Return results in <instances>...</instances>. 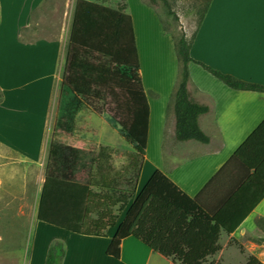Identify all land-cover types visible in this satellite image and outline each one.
<instances>
[{
  "label": "crops",
  "instance_id": "1",
  "mask_svg": "<svg viewBox=\"0 0 264 264\" xmlns=\"http://www.w3.org/2000/svg\"><path fill=\"white\" fill-rule=\"evenodd\" d=\"M27 1V16L14 32L19 50L10 62H0V144H7L5 138L14 145L38 143L37 156L25 157L36 161L44 145L60 148L67 140L73 144L76 141L71 137L74 123L67 136L53 139L59 114L53 104L56 94L59 97L61 93L66 39L21 40L22 31L29 27L33 12L43 0ZM124 1L132 20L141 83L149 108L147 146L136 194L155 171H160L188 197L197 198L205 213L224 221L228 229L238 225L231 234L219 229L215 245L218 251L207 257L208 264H245L251 256L264 264V130L252 136L264 121V94L230 89L199 65L189 63L187 90L191 100L207 109L198 118L207 143L178 142L173 97L180 64L174 41L144 0H135L134 12L129 11V0ZM165 37L174 52L173 56L169 53L171 69L168 67L166 73L154 64L149 51L158 42L165 49ZM189 57L221 74L264 87V0H210L195 31ZM160 58L159 53L156 63L162 64ZM94 127L96 133L90 139L69 148L71 155L83 163L73 171L78 177H87L93 170L96 153L92 146L100 143L99 125ZM75 148L87 153V159L78 158ZM122 218L103 238L61 231L65 234L59 240L64 254L59 263L174 264L133 237L120 242L117 260L106 256ZM47 251H43L45 258Z\"/></svg>",
  "mask_w": 264,
  "mask_h": 264
},
{
  "label": "trees",
  "instance_id": "2",
  "mask_svg": "<svg viewBox=\"0 0 264 264\" xmlns=\"http://www.w3.org/2000/svg\"><path fill=\"white\" fill-rule=\"evenodd\" d=\"M107 1L76 0L65 46L60 88L61 93L70 96L78 107L94 116L112 119L133 153L121 173L109 176L98 168V161H95L98 175L78 177L72 170L70 173L54 165L51 144L36 222L73 235L103 238L123 216L106 256L117 260L120 242L133 237L174 264H208L207 257L218 251L215 245L219 229L231 234L238 225L228 229L224 221L205 213L197 198L188 197L160 171H155L136 194L147 146L149 108L141 83L127 4L123 0L111 8ZM147 1L150 5L159 1L166 6L165 0ZM194 36L195 33L189 41L181 36L174 42L180 64L179 82L173 97L175 138L178 142L205 144L207 137L199 128L198 118L207 109L189 97V63L199 65L233 90L264 94V87L239 81L194 62L189 57ZM72 124V113L60 111L54 123L53 139L67 136ZM262 130L264 121L252 136ZM183 249L187 253L182 252ZM62 254L63 250L56 243L52 244L44 264H57L62 260ZM245 264L262 263L251 256Z\"/></svg>",
  "mask_w": 264,
  "mask_h": 264
},
{
  "label": "rangeland",
  "instance_id": "3",
  "mask_svg": "<svg viewBox=\"0 0 264 264\" xmlns=\"http://www.w3.org/2000/svg\"><path fill=\"white\" fill-rule=\"evenodd\" d=\"M122 1L108 0L107 6L114 8L115 3ZM144 1L155 11L164 31L174 42L181 36L186 41L191 39L198 28L203 11L210 2V0H165V6L159 1L154 5H150L147 0ZM75 2L76 0H43L40 2L38 8L33 12L29 27L22 31L21 40L31 42L39 38H62L67 41ZM134 2L135 0H129V11L134 9ZM28 6L27 0L23 3L22 0H0L1 64L4 61L10 62L15 56L14 53L19 50V46L14 40V32L24 22ZM158 35L159 33H157ZM165 41V49L158 42L154 46L155 50L151 47L149 51L154 57V64L166 73L168 67L171 69L169 53L173 56L174 52L169 49L168 39ZM159 53L162 64L156 63L159 60ZM57 94L53 108L57 109V112L72 113L74 125L71 137L76 142L73 144L72 141L68 142L67 140L62 147L53 148L54 165L60 166L64 171L70 173H72L70 170H78L77 168L81 167L83 163L71 155L69 148L71 144L75 145L85 141L83 139H90L92 133H96L94 126L98 124L100 143L99 146L97 143H93L94 146H92L96 155L92 161L93 170L90 175H98V171L94 167L95 161H98V168L109 176L121 173L129 163L128 159L133 150L124 142L123 136L113 120L108 116H94L90 112L80 109L75 102H72L70 96L64 95L63 92L60 93L62 97H58ZM92 116L95 119H92ZM5 141L7 144H0V264H44L43 251L48 250L52 244L56 243L64 254V246L60 239L65 235L55 228L36 222V209L46 169L49 145L43 146L41 157L38 160L31 161L25 157L34 159L37 156L40 149L38 143L14 145L6 138ZM99 148L106 150L101 152ZM73 152L78 158L84 156L87 159L88 157V154L81 149L75 148ZM92 216L94 217V215ZM53 240L56 242H52ZM261 260L264 261V257H261ZM57 264L60 263L57 262Z\"/></svg>",
  "mask_w": 264,
  "mask_h": 264
}]
</instances>
